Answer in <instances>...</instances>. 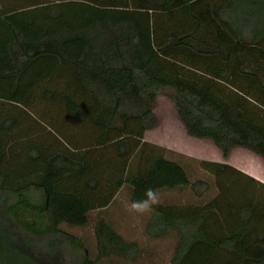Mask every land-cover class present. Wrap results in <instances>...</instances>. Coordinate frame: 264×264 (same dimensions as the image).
Listing matches in <instances>:
<instances>
[{"label":"trees","instance_id":"16d2710c","mask_svg":"<svg viewBox=\"0 0 264 264\" xmlns=\"http://www.w3.org/2000/svg\"><path fill=\"white\" fill-rule=\"evenodd\" d=\"M2 87L0 250L8 264L18 243L28 264L58 257L60 246L81 251L59 227H85L124 189L129 204L148 188L204 196L210 186L192 163L248 193L223 201L216 183L208 203L155 205L145 235L176 238L169 264H264V186L143 140L156 125V98L169 90L189 136L210 139L224 158L241 147L264 159V0H0ZM95 241L96 257L80 264L139 253L101 218Z\"/></svg>","mask_w":264,"mask_h":264},{"label":"rangeland","instance_id":"374dc122","mask_svg":"<svg viewBox=\"0 0 264 264\" xmlns=\"http://www.w3.org/2000/svg\"><path fill=\"white\" fill-rule=\"evenodd\" d=\"M169 95H173V92L169 90H162L158 95L155 106L156 123L160 119V122H165L167 118H177L176 109L169 99ZM158 118V119H157ZM168 120V119H167ZM157 125V124H156ZM83 139V138H82ZM81 139V140H82ZM85 141H91L89 138H85ZM192 147H195L192 145ZM209 152V151H208ZM194 177L200 178L204 175V172L197 168L196 163H192ZM248 193L244 184L238 182L237 185L232 187L231 195H237L239 198L245 196ZM126 189L122 190L117 201L112 202L111 207L104 212H93L89 215V222L83 228L70 227L62 225L59 227L60 234L64 237H73L79 240L83 249L81 251L72 250L66 245L63 250V246H60L58 257H45L36 259L34 264H80L83 256L86 255L89 259H94L97 255L96 241H95V227L100 219H104L120 234L125 241L137 243L139 246V253L135 260H130L125 257H111L103 259L97 264H169L176 245V238L172 235H167L165 239L161 241H155L149 239L145 235L143 215L132 213L128 210L129 200L126 195ZM8 203V201H7ZM4 206L0 212H3ZM11 257H9V264H28L25 259L28 257V253L23 249L20 243L11 245L8 247ZM63 251V252H62ZM7 256L0 250V264H8L6 262Z\"/></svg>","mask_w":264,"mask_h":264},{"label":"crops","instance_id":"0c3cea01","mask_svg":"<svg viewBox=\"0 0 264 264\" xmlns=\"http://www.w3.org/2000/svg\"><path fill=\"white\" fill-rule=\"evenodd\" d=\"M5 88H0V94H4ZM1 96V95H0ZM158 98V97H157ZM156 98V100H157ZM0 104H7V101L0 98ZM156 106V103H155ZM176 109V108H175ZM154 116L155 107L153 110ZM177 113V110H176ZM156 117V116H155ZM177 118H167L165 122H160V119L157 120V125H155L152 129H148L144 132L143 140L146 143L155 145L159 148H162L169 153H171L172 157L175 160L186 159L189 163L196 161H206L212 162L216 164H224L227 165L234 170L242 173L243 175L252 178L254 181L264 186V159L255 153L241 148V147H232L228 153V156L224 158L222 156V152L218 149L210 139L207 138H195L188 135L183 123L176 114ZM195 146V147H192ZM209 151V152H208ZM205 176L200 177L201 180H205L210 188L207 193L202 197H196L193 195L188 188H176L171 190H160L157 191L159 195L160 202L157 205L160 206H182V205H191L197 206L199 204H204L215 199L220 193L216 183H220L221 188V200H225V196L231 195L232 188L228 187V174H223L220 178L216 180L212 175L208 173H204ZM237 178V174L234 176ZM238 179L244 178L238 177ZM241 181V180H240ZM227 183V184H225ZM226 186V187H225ZM225 187V188H224ZM225 191V192H224ZM127 196L129 198V191L126 189ZM121 191L116 195L114 201H117L119 198ZM113 201V202H114ZM155 206V205H154ZM111 205L105 209L96 210L94 212L101 213L107 211ZM91 214V213H90ZM89 214V215H90ZM264 216V214H261ZM225 215L220 214L221 225L218 226L216 223L215 228L213 230L215 233L219 234L224 233V217ZM258 216L260 214H256V220L258 224ZM101 218V217H100ZM152 218V211L146 213L143 216V224L144 230L148 225L149 221ZM102 219V218H101ZM261 229L255 228V234L258 236V232ZM166 238V237H165ZM164 238V239H165ZM163 239H155V241H161ZM177 242V241H176ZM255 246L258 248V242L255 243Z\"/></svg>","mask_w":264,"mask_h":264},{"label":"clouds","instance_id":"9594fccd","mask_svg":"<svg viewBox=\"0 0 264 264\" xmlns=\"http://www.w3.org/2000/svg\"><path fill=\"white\" fill-rule=\"evenodd\" d=\"M143 197V199L131 201L128 210L132 213L143 215L150 212L153 206L160 202L158 193L152 188L146 189Z\"/></svg>","mask_w":264,"mask_h":264}]
</instances>
